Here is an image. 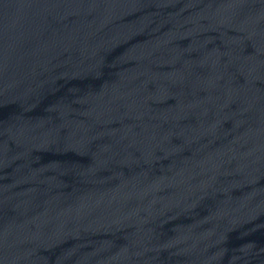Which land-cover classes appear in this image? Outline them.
Segmentation results:
<instances>
[{"label": "water", "instance_id": "95a60500", "mask_svg": "<svg viewBox=\"0 0 264 264\" xmlns=\"http://www.w3.org/2000/svg\"><path fill=\"white\" fill-rule=\"evenodd\" d=\"M264 130V0H0V195Z\"/></svg>", "mask_w": 264, "mask_h": 264}]
</instances>
